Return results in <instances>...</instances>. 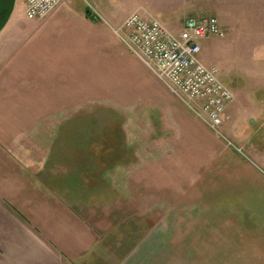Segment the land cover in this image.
Segmentation results:
<instances>
[{
  "label": "crops",
  "instance_id": "obj_1",
  "mask_svg": "<svg viewBox=\"0 0 264 264\" xmlns=\"http://www.w3.org/2000/svg\"><path fill=\"white\" fill-rule=\"evenodd\" d=\"M151 1L149 8L179 32L188 17L178 23L177 10L186 5ZM79 8L64 1L46 18H11L0 31V264H91L102 257L98 250L106 247L99 246L102 236L89 218L101 196L98 170L106 160L88 145V130L77 143L75 121L88 120V114L78 115L77 106L111 103L157 115L163 138H154L148 153L165 152L159 164L166 169L158 189L152 162L161 157L151 153L148 162L131 163V169L149 171L148 214L156 218L157 190L163 191L164 212L115 264H264V228L254 235L232 206L236 197L248 204L252 167L229 176L226 163L222 173L215 157L219 140L146 72L105 23ZM23 27L38 32L20 31ZM229 33L264 40V0H229ZM135 65L148 80L136 77ZM237 97L231 108L239 117L244 104ZM253 98L249 118L262 119L264 103ZM31 105L42 108L33 115ZM147 122L151 136L152 122ZM233 164L243 169V163ZM174 170L182 172L170 182ZM136 192L131 203L134 216H141ZM119 199L123 193L116 194V204Z\"/></svg>",
  "mask_w": 264,
  "mask_h": 264
},
{
  "label": "rangeland",
  "instance_id": "obj_2",
  "mask_svg": "<svg viewBox=\"0 0 264 264\" xmlns=\"http://www.w3.org/2000/svg\"><path fill=\"white\" fill-rule=\"evenodd\" d=\"M64 1L76 2L80 5V8L82 6L89 8L91 13L95 14L101 22L112 30L118 42L124 48L125 46L116 36L113 28H116L133 11H138L144 16L151 15L158 18L168 29L173 31L160 16L154 13V9L149 8L152 4L151 0ZM165 1L167 0H153V3L163 5ZM168 4L186 5V7L178 8L179 10H177L179 15L178 23H182L186 17L201 20L208 16H214L224 31V35L221 37L212 35L200 41V60L206 65L217 68L220 80L233 92L231 103L235 102L236 95L241 105L244 104L240 106L241 110L238 113L241 116L236 117L234 115L231 108L232 104H230L227 109L228 118L220 128L219 134H216L209 130L188 106L173 94L172 96L180 101L184 108L219 140L221 145L220 149L216 151L215 157L216 160H220V171L222 173L226 170L224 169L226 163L231 167L229 176L245 174V172H248L247 168L252 167L254 186L250 188L252 189V194L250 193L251 195L247 198L249 199L248 204L244 203V198L243 202H236L241 200L236 197L233 199L234 203L232 202V206L236 210L235 213L239 221L245 226L252 227L254 235H259L264 228V118H253L252 120V118H249L250 115H248L247 111H249L251 104L254 105L253 101L255 98L253 97L261 99L264 103V40H240L229 33V0H169ZM158 10L164 14H171L170 9L158 8ZM51 12L43 18H46ZM162 17H166V15ZM11 18L25 19L21 0H16L9 19ZM43 18L32 20H41ZM24 27L20 31L38 32L36 29L30 30V28ZM142 65L145 66L144 64ZM134 68L136 77L141 81L149 79L146 73L149 71L147 67L144 68L146 72L140 69L138 65H135ZM149 72L151 73V71ZM152 76L162 84L153 74ZM164 88L166 89L165 86ZM250 93L254 95L251 98H249L251 96ZM131 107L133 106L129 104L117 105L115 103L77 106L78 115L88 114V120L75 121L78 132L77 143H81L82 139H84V130H88V145H93L101 150L106 160L102 164L103 168L98 170L102 174V178L100 179L101 184L98 186L97 195L101 196L94 201L96 209L95 212L90 214L91 218H89L92 226L102 236L99 246L102 245L106 248L98 250L97 256L101 255L102 257L91 262V264L95 262L100 264V260H102V264H115L120 260V256L130 249L129 247L136 241L138 236L143 235L149 225L160 219L164 212V204L161 200L163 199V191L159 192L160 190H157L156 209L154 210L156 218L152 214H148L147 209L150 201L148 189L149 171L143 167L138 170L131 169L133 161H136V159L147 161L148 156L152 153L157 158L161 157L160 160L152 162L156 164L154 174L158 189L159 185L164 183L166 169L159 163L162 162L163 164L165 152L148 153L150 150L149 145H152L154 138H163L158 133L163 132V130H161L162 127H159L160 121H158L157 115L151 114L153 111H149L148 114L146 111H133ZM41 108L42 106L31 105L29 106V113L38 114ZM146 120L152 122L153 131L151 136L149 135V125H147L148 122ZM138 121L142 124L139 127L140 133L136 131L138 129ZM136 152L138 153L137 157ZM233 161L243 163V169L235 168ZM120 162L123 165L121 164L117 169H113ZM147 162H145L146 165L148 164ZM142 166L145 165L142 163ZM181 172L174 170L170 174V182L173 179L176 181L177 178H180ZM137 173H139V176H137ZM134 190L137 191L136 197L139 199L140 207L138 213L141 216H134V212L137 213V210L132 206L130 196ZM119 192L123 193L124 200L119 199L116 204V194ZM216 199L219 204L220 196L216 195ZM121 210H123V215H121Z\"/></svg>",
  "mask_w": 264,
  "mask_h": 264
},
{
  "label": "built area",
  "instance_id": "obj_3",
  "mask_svg": "<svg viewBox=\"0 0 264 264\" xmlns=\"http://www.w3.org/2000/svg\"><path fill=\"white\" fill-rule=\"evenodd\" d=\"M28 20L43 18L64 0H21ZM125 48L159 79L166 89L188 106L212 132L219 134L233 92L219 78L214 66L200 60V41L223 36L214 16L185 19L179 32L168 29L153 16L138 11L113 28Z\"/></svg>",
  "mask_w": 264,
  "mask_h": 264
},
{
  "label": "water",
  "instance_id": "obj_4",
  "mask_svg": "<svg viewBox=\"0 0 264 264\" xmlns=\"http://www.w3.org/2000/svg\"><path fill=\"white\" fill-rule=\"evenodd\" d=\"M16 0H0V31L4 28L12 11Z\"/></svg>",
  "mask_w": 264,
  "mask_h": 264
},
{
  "label": "trees",
  "instance_id": "obj_5",
  "mask_svg": "<svg viewBox=\"0 0 264 264\" xmlns=\"http://www.w3.org/2000/svg\"><path fill=\"white\" fill-rule=\"evenodd\" d=\"M85 15H86V17H88L89 19H91V20H93V21H96V20L99 19L95 14L91 13V11L89 10V8H86V7H85ZM88 187H90V186H88ZM134 242H135V241H134ZM128 251H129V250H127L126 253H127ZM126 253H124L123 255H125ZM123 255L120 256V259L123 257Z\"/></svg>",
  "mask_w": 264,
  "mask_h": 264
}]
</instances>
